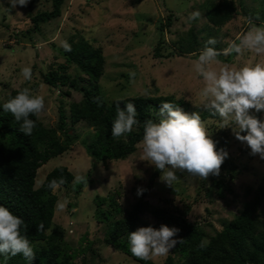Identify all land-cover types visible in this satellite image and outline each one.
Instances as JSON below:
<instances>
[{
  "label": "rangeland",
  "instance_id": "rangeland-1",
  "mask_svg": "<svg viewBox=\"0 0 264 264\" xmlns=\"http://www.w3.org/2000/svg\"><path fill=\"white\" fill-rule=\"evenodd\" d=\"M203 1L65 0L60 17L42 24L39 31L26 33L31 15L50 9V0H30L26 7L17 5L16 8H10L8 0H0V102L9 90L26 86L44 98L45 108L40 120L46 126H54L61 94L57 88L43 82L41 72L65 63L62 43L67 42L69 36L80 33L104 50L105 68L99 84L107 100L138 94L173 93L177 98L188 101L190 108L201 107L199 92L204 82L194 70L193 62L197 55L188 53L178 56L176 53L167 58L153 55L154 45L161 36L158 30L160 20L165 22L167 15H171V24L162 32L169 49L174 48L173 42L191 25L197 29L204 27L198 35L200 38H215L217 44L213 47H227L250 28L249 17L239 7L240 3L247 13H254L251 20L255 26H264V0H234L236 11L220 27L207 24L200 7ZM196 11L200 13L199 18L189 19ZM161 51L166 50L162 48ZM218 61L211 65L217 71L225 64L239 68L264 63V54L257 55L245 50L242 54H234L229 62ZM24 67L32 69L30 81H25L21 75ZM69 72L72 75L75 73L73 66H69ZM132 72L135 73L134 77L129 75ZM79 98L80 94L74 91L70 97H64V101L67 104ZM251 114L257 112L251 110ZM257 118L264 120V111L259 112ZM203 124L212 140L220 135V118L207 119ZM224 129L229 132V157L238 165L236 178L229 183L230 190L223 191V196H220L216 188L212 187L211 193L207 195L206 191H200L201 179L180 170H175L181 174L170 187L160 181V172L146 191L145 198L151 205L170 209H183L185 205H190L188 220L199 222L212 233L214 229H220L221 220L232 218L244 200L251 198L259 188L264 189V159L258 154L251 155L250 148L235 138L231 127ZM74 131L79 136L78 140L69 150L41 165L35 176V187H38L46 173L58 165H65L73 173L74 179L90 171L88 183L79 193L75 194L71 186L53 191L57 194L53 223L64 229L65 239L75 248L79 246L81 237L86 238L84 242H93L96 253L87 251L84 259L77 253L76 264H141L103 243L107 226L105 222H97L93 215L94 197L112 193L124 210L130 208L140 196L137 194L138 189L146 188L155 166L141 160L143 153L140 142L136 151L127 158L94 165L81 144V139L89 136L92 128L81 121L74 125ZM221 176H225V173ZM206 185H210L209 178ZM262 201L264 215V196ZM58 202L65 205L62 210L57 207ZM141 219L134 230L149 226L159 229L161 226L150 214L142 215ZM164 257L150 260L159 264Z\"/></svg>",
  "mask_w": 264,
  "mask_h": 264
},
{
  "label": "trees",
  "instance_id": "trees-1",
  "mask_svg": "<svg viewBox=\"0 0 264 264\" xmlns=\"http://www.w3.org/2000/svg\"><path fill=\"white\" fill-rule=\"evenodd\" d=\"M64 2L65 0H50V9L31 15L26 33L39 31L42 24L60 17ZM200 7L207 24L212 27L222 26L236 11L234 0H204ZM239 7L249 19H253L254 13H247L242 3ZM262 12L264 16V11ZM170 18L171 15H167L165 22L160 20L158 30L161 36L154 45L153 55L162 58L171 57L176 53L178 56L188 53L198 55L208 40V37L200 38L198 35L204 27L197 29L191 25L173 42L174 48L169 49L162 32L171 24ZM67 43L71 45L72 50L66 52L62 48L65 63L41 72L43 82L57 88L61 94L58 118L54 126H46L40 118L30 116L36 126L32 135L26 136L19 131L20 124L12 114L4 112L3 103L15 97L26 86L9 90L0 102V206L8 208L24 221L21 234L29 240L35 253L34 261H28L22 255L9 258L0 255V264H76L77 253L83 259L86 258L87 251L96 253L93 242H84L85 237H81L79 246L75 248V245L65 239L64 229L53 223L57 194L48 188L51 180H59L62 177L65 183L61 187L71 186L77 194L86 183H73V173L65 165H58L47 172L41 184L35 187L37 169L50 158L69 150L78 140L79 136L74 131V125L78 122L83 121L92 128L91 134L81 139V144L95 165L123 160L133 154L143 138L144 122L148 119H158L159 105L163 102H172L189 114L198 112L202 122L207 119H219V116H212L202 107L190 108L188 101L177 98L173 93L138 94L107 100L99 84L105 68L103 48L96 46L80 33L69 36ZM162 48L166 51H161ZM216 49L219 51L222 48ZM231 56H220L218 59L229 62L233 57ZM69 66L75 69L73 75L69 72ZM35 86L34 84L33 87ZM74 91L80 94V98L66 104L64 97H70ZM31 92L36 95L32 90ZM117 101H120L121 107L126 103H133L139 122L134 125L131 133L120 138L111 135ZM219 133L213 140L216 142V148L228 152L229 132L220 128ZM175 172L178 179L181 173ZM221 172L225 173V176H221ZM237 172L238 165L228 153L219 175L208 177L209 187L206 185L207 180H200V191L204 190L209 195L214 187L217 193L223 196V191L230 190L229 183L236 178ZM89 173L90 171L83 176L88 178ZM159 174L160 171L154 168L146 188L126 210L119 205L112 193L103 196L97 194L94 197L93 215L97 222H105L107 226L102 238L104 244L114 247L141 264H156L151 260L142 261L134 257L129 250L127 239L128 233L135 231L134 226L142 220L141 216L150 214L161 225L179 229L177 237L174 238H183L159 264H264L263 188H259L251 198L244 200L232 218L221 220L220 229H214L210 233L199 222L188 220L190 205H185L183 209H170L167 206L150 204L145 198L146 191ZM41 222L44 224V231L37 232V225Z\"/></svg>",
  "mask_w": 264,
  "mask_h": 264
},
{
  "label": "clouds",
  "instance_id": "clouds-1",
  "mask_svg": "<svg viewBox=\"0 0 264 264\" xmlns=\"http://www.w3.org/2000/svg\"><path fill=\"white\" fill-rule=\"evenodd\" d=\"M30 0H8L10 8L17 5L26 7ZM200 16L199 11L193 12L189 19L195 20ZM250 28L241 36L230 42L227 47L217 50L215 38H209L205 47L194 60V70L202 77L204 87L200 90L201 107L212 116L221 119L220 128L231 127L235 138L246 143L251 155H259L264 159V120L251 114V110L259 113L264 111V63L243 65L239 68L225 64L219 70L211 65L219 63L218 57L242 54L243 51L264 54V26H255L248 21ZM66 52H70L71 45L66 41L62 43ZM25 81L32 78L31 67L21 69ZM134 77L135 73L129 74ZM4 112L11 113L15 121L20 124L19 131L31 136L36 126L30 116L40 117L44 111V98L33 95L27 87L10 98L2 105ZM137 110L129 102L120 106L116 102V114L112 122L111 135L120 138L133 131ZM157 120L148 119L144 122L143 138L140 142L142 159L155 166L161 172L160 181L172 187L177 180L175 170L207 180L210 175L218 176L228 152L217 150L209 133L206 131L198 112L191 114L172 102H163L159 105ZM242 133H246L242 135ZM65 183L61 177L48 183V188L55 191ZM74 183H88V178L77 175ZM138 189V195L142 194ZM64 204L58 202L59 209ZM24 221L14 215L8 208L0 206V255L5 258L22 255L28 261L35 260V253L26 236L21 234ZM44 231V224L37 225V232ZM179 229L161 225L159 229L139 227L128 233V245L132 255L142 261L154 257L166 256L169 251L181 242L183 238L176 239Z\"/></svg>",
  "mask_w": 264,
  "mask_h": 264
}]
</instances>
